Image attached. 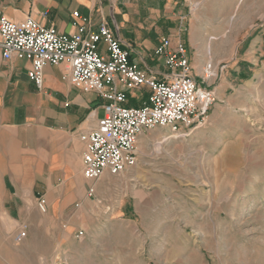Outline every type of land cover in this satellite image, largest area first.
<instances>
[{
    "label": "rangeland",
    "instance_id": "1",
    "mask_svg": "<svg viewBox=\"0 0 264 264\" xmlns=\"http://www.w3.org/2000/svg\"><path fill=\"white\" fill-rule=\"evenodd\" d=\"M183 24L214 72L206 124L144 132L135 166L92 182L48 264H264V0H198Z\"/></svg>",
    "mask_w": 264,
    "mask_h": 264
},
{
    "label": "crops",
    "instance_id": "2",
    "mask_svg": "<svg viewBox=\"0 0 264 264\" xmlns=\"http://www.w3.org/2000/svg\"><path fill=\"white\" fill-rule=\"evenodd\" d=\"M197 2L0 0V18L13 22L32 18L71 34L72 13L78 12L90 19L92 29L105 23L129 52L130 61L158 80L165 79L168 70L153 51L162 37L179 36L191 75L201 82V63L209 60L206 49L203 42L194 41L193 27L183 24ZM199 34L209 42L213 30L202 28ZM29 69L26 60H4L0 50V264H48L58 242L70 237L66 224L86 209L90 189L91 196L94 191L82 175L85 145L80 135L96 127L105 102L63 81V65L43 69L41 89L29 81ZM108 176L104 173L100 179ZM39 198L46 201L45 213L37 208ZM23 227L25 238L15 243L13 238Z\"/></svg>",
    "mask_w": 264,
    "mask_h": 264
},
{
    "label": "built area",
    "instance_id": "3",
    "mask_svg": "<svg viewBox=\"0 0 264 264\" xmlns=\"http://www.w3.org/2000/svg\"><path fill=\"white\" fill-rule=\"evenodd\" d=\"M72 18L74 32L63 34L32 18L13 22L2 17L0 50L4 60L30 63L27 76L37 89L42 87L46 66L63 65V81L105 102L96 127L80 135L85 145L84 179L94 182L104 173L117 176L134 167L137 140L148 130L167 128L177 138H185L206 124L208 110L216 101L215 87L206 81L214 72L208 64L201 82L192 77L187 49L179 36L162 38L153 51L168 70L166 78L158 80L130 61L129 52L105 23L92 29L89 18L78 12ZM142 89L148 92L139 106L125 105L129 92ZM37 208L46 212L45 199H38ZM25 235L23 227L13 241L20 243ZM82 235L79 231L75 237Z\"/></svg>",
    "mask_w": 264,
    "mask_h": 264
}]
</instances>
